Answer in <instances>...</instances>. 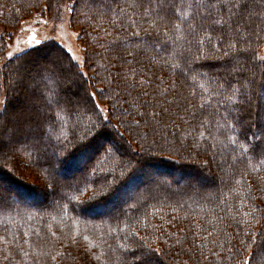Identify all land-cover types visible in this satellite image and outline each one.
<instances>
[{"label":"trees","instance_id":"16d2710c","mask_svg":"<svg viewBox=\"0 0 264 264\" xmlns=\"http://www.w3.org/2000/svg\"><path fill=\"white\" fill-rule=\"evenodd\" d=\"M56 3L57 0H0V102L7 97L9 89L5 76L9 80L20 63L15 59L18 54L5 57L10 33L34 12L40 9L53 11ZM129 3L132 0L72 2L70 25L78 32L77 41L85 51L84 61L89 56L95 60L91 68L85 64L91 81L89 91L96 93L95 103L106 105L111 120L115 116L120 119L128 103H132L129 112L139 116L143 107L140 102H133L132 97H128L127 102L120 101L117 110L112 111L117 102L109 99L113 93L104 77L107 61L119 56L129 62L125 68L136 70L134 78L144 81L140 91L149 93L144 100L152 98L153 88L163 96L173 83L185 95L194 92L192 103L204 105L202 114L207 117L208 124L199 127V122H191L186 127L178 120L180 128L171 131L176 136L182 131L184 141L173 142L169 138L168 143L153 148L159 157L155 162L150 160L156 155L147 158L137 155L140 144L137 139H134L136 146L131 143L128 152L136 156L140 163L146 162L144 165L157 164L159 167L154 171L155 175H160L161 170L170 173L175 168L179 181L185 183L188 176L181 168L201 169L186 163L187 158L192 159L191 155H194L195 160L202 163L208 160L206 150H211V161L204 167L207 169L204 172L209 175L210 168L215 171L219 167L223 169V179L219 181L223 197L215 200L218 195L213 198L204 196L207 190L198 187L195 193L200 192L203 199L197 197L192 200V194L178 204L166 199L170 195L167 191L163 192L160 202L149 203L158 195L141 187L128 200L107 206L113 198L120 200L116 191L126 185H132L134 189L141 183L138 173L143 166L129 169L131 174L125 173L121 177L128 157L105 153L100 145L96 147L100 149L98 153L94 146L90 147L91 150L78 146V138L84 131L91 128L93 122H100L96 113L89 110L91 101L75 108L56 107L54 127H49L51 139L35 146L27 141L17 145L19 155L14 153L15 158L11 160V170L16 176L8 180L19 189V194H11L0 204V264H129L128 255L145 242L159 249L158 264H166L164 259L172 264L171 260H176L178 255L187 259L184 264H245L254 251L263 252L264 137H261L262 129L257 128L259 123L255 114L257 111L264 118V99L259 95L260 84L264 80V65L258 61L253 63L247 57H240L237 62V59L225 56L227 39L224 45L213 47L221 34L219 28L215 31L208 29L213 32L212 43L205 40L198 45L197 39L203 35V28L199 18H194L193 0H173V8L179 11L170 8L166 21L157 25L161 29L166 27L167 32L150 28L140 15L126 6ZM121 9L124 14H121ZM128 17L135 18L137 24L131 25ZM193 25L197 28L196 33L190 32ZM137 30L140 36L132 34ZM142 40L146 41L143 46ZM42 45L47 47L39 52L55 49L60 53L62 47L58 42L47 39L41 41V45L30 48L41 49ZM254 48L257 56H264V42L254 44ZM129 52L131 55H127ZM240 65L243 67L236 71ZM119 67L117 64L111 71L115 73ZM249 68L255 71V77H246ZM94 70L99 76L94 74ZM250 79L256 83L249 84ZM53 83L41 81L38 87L46 90L51 98L54 97ZM137 94L133 92V97ZM96 112L103 116L99 108ZM254 127L258 130L257 137H261L259 140L252 132ZM108 128L112 130L111 126ZM105 132L101 137L106 141ZM213 136L216 138L213 139ZM194 142H198L199 147H193ZM187 143H191L188 149ZM143 147L148 148L149 145L145 143ZM83 151H92L93 157H88L86 164L83 162L73 167L75 155ZM55 157L60 161L57 164L53 161ZM66 167L74 168V172L64 174ZM56 170H61L63 177H70L61 181L62 177L55 175ZM117 177L120 179L113 194L99 203H93L86 212L82 210L80 202L88 201L93 193L108 189L109 183ZM162 178L165 180L161 182H169L166 174ZM54 181L59 183L50 188L49 196L46 193L45 197H41L45 201L43 204L35 206L32 202L29 205L21 203L22 200L17 201L21 194L27 198L33 196L35 188L41 191L39 184L46 188ZM187 184L184 185L190 187ZM181 185L175 188L185 190L186 187ZM215 194L216 191L213 196ZM105 210L112 212L101 218L99 213ZM132 244L136 245L131 247ZM174 252L175 255L172 254ZM260 254L250 264H260ZM52 256L56 259L52 260Z\"/></svg>","mask_w":264,"mask_h":264},{"label":"snow or ice","instance_id":"6c2138e0","mask_svg":"<svg viewBox=\"0 0 264 264\" xmlns=\"http://www.w3.org/2000/svg\"><path fill=\"white\" fill-rule=\"evenodd\" d=\"M126 6L131 8L136 15H140L143 22L148 23L149 27L155 28L157 32L161 30L167 32L166 27L161 29L157 25L166 21L170 8L179 11L173 8V0H132V3ZM72 10L69 9V11ZM121 14H124L123 9H121ZM193 15L194 18H199L203 28V35L197 39L198 45L203 44L205 40L212 43L213 32L208 29L212 28L215 31L219 28L221 34L218 37V43L212 44L213 47L224 45L227 39L226 47L228 51L224 53L225 56L230 59L235 58L237 62H239L240 57H247L253 63L258 61L260 65H264V56H257L254 48V44L258 45L260 42H264V0H207V2L193 0ZM152 16H155L156 19H150ZM128 19L131 25L137 24L135 18L128 17ZM144 31L147 32L148 29H144ZM190 32H197L195 25L190 26ZM132 34L140 36V31H134ZM29 43L31 44V41ZM35 43L41 45L40 40H36ZM144 44H146V41L142 40L141 46ZM46 47L47 45H42L41 49L18 50L15 59L20 60V63L14 69L16 73L15 81L9 85V88L12 90L24 89L31 93L41 81L54 82L56 85L54 97L50 98L48 92L41 89L39 95L43 100L35 99L29 94L25 95L23 102L15 107L12 105L13 97H5L4 101L0 102L2 103V106H0V155H7L9 152L19 155L17 145L26 141H31L35 146L50 140L49 127H54L56 107L63 109L65 106L79 105L91 101L92 107L89 110L96 113L100 122L98 124L93 122L91 128L84 131V134L78 138V146L87 149L92 146L93 141L101 137L108 126L116 129L123 142H115L107 146L102 144L100 147L104 149L105 153H116L120 157H128L126 163L123 164L125 171L120 174L121 177H124L125 173L131 174L129 169H135L140 164V160L136 156H131L128 152L133 137L140 142L137 155L147 158L157 154L152 149L158 148L162 143H168L169 138L173 142L184 141L185 137L182 131L179 136L174 135L171 131L173 128H180V125L177 124L178 120L182 121L186 127L190 126L191 122H199V127L209 123L207 117L202 114L204 105L192 103L195 93L190 92L185 95L175 83L169 86L163 96L156 88H153L152 98L144 100L143 98L149 95L148 92L140 91L144 81L135 79L136 70L125 68V64L129 62L117 56L107 61L106 76L104 77L113 93L109 99H114L117 102L116 105H113L112 111L117 110L120 101L127 102L128 97H132L133 102H140L143 107L142 112L137 109L139 112L138 117L129 112L132 103H128V107L123 109L118 123L126 125L125 130L130 133V136L125 138L124 133L119 132V129L112 124L108 117H100V113L96 112L99 105L95 103L96 93L89 91L91 81L88 79V73L83 70L79 58L71 54L72 50L70 48L65 49L62 46L58 55L43 60H33V56ZM127 55H131V53L129 52ZM8 56H13V53L9 52ZM65 61L67 62L65 63ZM94 63L93 56H89L83 62L90 68ZM117 64L120 67L114 73L111 69L116 68ZM242 67L240 65L236 68V71H239ZM247 71L250 72L251 77H255V71L251 68ZM94 74L99 76L98 71L94 70ZM255 83L254 79L249 80V84ZM260 88L259 95L264 99V80L261 81ZM235 91L238 92L239 89ZM133 92L138 94L133 97ZM250 98V96L247 97L249 100ZM124 113H127L131 119H126ZM185 117H188V119H185ZM216 130L218 131L219 128L217 127ZM200 135L203 136L204 133L201 132ZM261 137H264V132L261 133ZM261 137H257V140ZM215 138L213 136V139ZM65 140L67 141V138ZM125 143L127 147H125ZM145 143L149 145L148 148L143 147ZM193 147H199L198 142H194ZM99 151L100 149L97 148L96 152ZM202 163L207 167L209 161L204 160ZM119 179L120 177H117L116 180L110 182L108 189L93 193L88 201L80 202L82 210L86 212L87 208L93 203H99L113 194ZM58 183L59 181H54L53 185H47V187L52 188ZM9 196H11V193L0 184V204L4 203L6 197ZM140 239L144 240L143 237ZM158 252L159 249L154 248L150 243H142L130 253L133 258L129 264H158ZM258 255L259 253L254 251L249 261H245V264L256 261ZM7 258L5 257V259ZM51 259L55 260L56 257L52 256ZM260 264H264V257L261 258Z\"/></svg>","mask_w":264,"mask_h":264},{"label":"rangeland","instance_id":"374dc122","mask_svg":"<svg viewBox=\"0 0 264 264\" xmlns=\"http://www.w3.org/2000/svg\"><path fill=\"white\" fill-rule=\"evenodd\" d=\"M72 2H73V0H57V3L54 5V7H56V8L53 9V11L48 10V9H46V10L40 9V10L34 12L27 19H24L21 22V24L18 26V28L10 33L11 39L8 41L5 57L11 58L14 55H17L19 49H26V50L29 49L30 47L36 45V43H35L36 40L44 41L47 39H52L53 41L58 42L65 49L70 48L72 50L71 54L75 55L76 57L79 58V60L82 62L83 70L86 72L85 64L83 65L85 51H83V47L77 41V34H78L77 30L74 29L70 25V19L73 17V15H72L71 11H69V9H71L70 7H72ZM94 5L96 6L97 4L95 3ZM53 29H55V30H53ZM33 33L35 34L34 37H33ZM30 41H31V44L29 43ZM237 46L239 47V44ZM9 52L13 53V56H11V57L8 56ZM58 54L59 53H57V50L54 49V51H53V50L49 49V50H45L44 52H39V53L35 54L33 56V60H43L44 58H50L51 56H55ZM3 63H1V65ZM249 73L250 72H248L246 74V77L251 75ZM15 77H16V73H15V71H13V73L10 74L9 80L5 76V82L9 81V85H10V84L14 83ZM53 84H54L53 85L54 87H52L51 89H52L53 94H55L56 85H55V83H53ZM40 90H41V88L38 86L31 93H28L24 89L12 90L9 88L7 91V97H9V96L13 97L12 105H13V107H15V106H17L23 102L25 95L30 94L35 99L43 100V98L40 97V95H39ZM76 106L77 105H73L72 107L75 108ZM99 109L103 110V111H101L103 114L102 117H108L111 120V116L110 115L108 116V113H107L108 108L106 107L105 104H100ZM124 116L126 119H129V120L131 119V117L128 116L127 113H125ZM255 117L257 118V122L259 123V127H260V128L259 127H257V128L262 129L261 133L264 132V121H263L264 118H262L261 113H258L256 111ZM92 120H95V119H92ZM118 120H119L118 116H115L111 120L112 124L116 125V128L119 129V132L124 133L125 138L129 137L130 136V134H128L129 132H127L125 130L126 125H122V124L118 123ZM105 131H106L105 135L108 139L105 137L107 139L105 141V139L100 137L98 140L93 141V144L91 146V147L94 146L93 149H96L97 146L102 145L104 143H105V146H107L108 144L122 141V140H120L121 137L119 136V133L116 131V129L112 128V130H110V128L107 127V129ZM256 131H258L256 129V127L252 128V132H255V133H253L254 135H256L255 137H257ZM115 134L118 137H120V139H118L115 136ZM259 134H260V132H259ZM134 139L135 138L133 137L132 138V144L136 146L137 143L134 144V142H135ZM27 142L32 143L31 141H27ZM189 144L191 145V143H187L186 149H188ZM89 150H91L90 147H89ZM211 152H213V151H211V150L207 151L206 150V152H205L206 153L205 155H207L209 163L211 161ZM155 155L156 154H154V156ZM162 155L165 156V154H162ZM91 156L93 157L92 151L91 152H84L83 151V152L77 153L75 155V158H74V162H73L74 165H72V166L77 167L83 162H84V164H86L87 160ZM178 156H179V158L181 157V152L179 153ZM191 156H192L191 157L192 159L187 158V160L185 162L191 163L192 166H193V164H195L197 168L200 167L203 170L192 169L193 167H191V168L189 167L187 169L181 168V170L184 172V174L186 176H188V178H189V179L187 178L188 181H185V183L186 184L188 183L187 185L190 187H186L184 185L185 183H181V181H179L178 172L175 168L172 169V171L170 170L171 171L170 173L167 172V170H161L160 172L162 174L159 173L160 175H155L154 171L157 170L159 166L157 164H152L150 166H147V165H144L146 163V162H144V163L139 164V165L143 166L141 168L142 171L140 173H138V178H139L138 181L140 180L141 183L138 182L140 184L138 186L135 185L136 187L134 189H132L134 186L126 185L120 191H116L117 196L120 197V200L118 201V197L116 199L113 198L112 200H110L109 203H107V206L115 205L116 203L123 202L126 199L128 200L129 198H131V194L138 191L139 188H141V187H146L149 192L152 191L154 193H157L158 196H155V198L153 200L149 201V203H152L153 201L160 202L159 200L163 199V192H167V191L170 192V195H169V198H166V199H169L172 202H176L178 204L181 203L187 197H191L192 194H193L192 200H194L197 197H198V199L200 197L203 199L204 197L201 196L200 192H198V194L195 193L196 192L195 188H198V187H201L202 189L207 190V191H205L204 196L210 195L213 198V197L218 195L215 200H219L220 198H222L223 197V196H221L222 184L219 185V181H221V179H223V174H224L223 169H221V167H219V168H217V171H215L212 168H210L209 169L210 173H209V175H207V173L204 172V170H206V172H207V169H205L206 167L203 165V163H201V161L199 162V161L195 160V157H193L194 155H191ZM7 158H9V160H7ZM13 158H15L14 152H9L7 155H0V184H2L3 187L11 194H13V193L15 194V193L19 192V189H17L16 186L11 184L8 180V179H13L14 176H16V173H12L13 171L11 170V160ZM153 158H152V160H150V158H149V160L151 162L152 161L155 162L157 160V158H159V157H158V155H156V157H153ZM222 159H224L223 156H222ZM53 161L55 164L60 162L59 159H57L56 157L53 159ZM7 162H9V163H7ZM165 166L167 167V165H165ZM73 169L74 168H72V167H66V169L64 170L63 173L64 174L69 173V172L71 173L73 171ZM137 169H138V167H137ZM60 171L56 170L55 175H56V177H62L61 181L70 177V176H67V177L61 176ZM164 174H166L168 177L169 182H167V183L160 181V180H162V181L165 180L164 178H162V176ZM135 183H137V181ZM180 184L184 185V187H186L187 189L185 188V190L184 189L177 190V188H175V186L180 185ZM191 187H193V189L189 190V189H191ZM38 188H40L41 191L39 189L35 188L34 189L35 194L33 196H30V198H27L28 196H23L21 194V197H19L17 199V201L21 202V200H22L21 203H26L29 205H30V202H32L35 206L43 204L45 201L42 200L41 197H43V196L45 197L46 195H44V194H46V193L49 196L48 193H49L50 187L45 188L43 186H40V184H39ZM215 191L217 192V194H215L213 196ZM11 200L13 203L15 202V200L12 199V197H11ZM111 212L112 211L109 212L108 210H105L102 213H99V216L101 218H103L105 216H108ZM135 245L136 244H132L131 247H134ZM172 254L175 255V252ZM262 255H264V249H263L262 254H260V258L263 257ZM132 258L133 257L129 254L128 255V261H131ZM186 260H187L186 258L178 255V258L176 260L172 259L171 263L172 264H184V262ZM164 261L166 264L169 263V261H167L165 259H164Z\"/></svg>","mask_w":264,"mask_h":264}]
</instances>
